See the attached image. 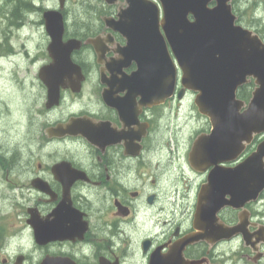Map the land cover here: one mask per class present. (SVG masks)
Wrapping results in <instances>:
<instances>
[{
	"label": "flooded vegetation",
	"instance_id": "af4514ba",
	"mask_svg": "<svg viewBox=\"0 0 264 264\" xmlns=\"http://www.w3.org/2000/svg\"><path fill=\"white\" fill-rule=\"evenodd\" d=\"M19 2L25 17L14 20L13 3L8 11L5 0L1 5L9 25L0 31V60L13 68L6 66L7 76L20 90L28 80L34 88L33 98L23 97L25 106H16L12 117L18 137L27 135L32 147L0 145V264H264V188L234 206L225 203V181L208 180L214 169L246 163L264 131L254 132L234 160L214 165L196 157L192 164L195 140L211 130L209 117L194 102L197 93L180 92L179 80L169 95L154 92L132 76L151 41L166 43L164 31L107 27L103 18L116 19L126 0H101L105 12L99 20L85 30L81 21L70 31L65 3L59 42L78 46L69 60H55L48 31H21L28 23L44 25L34 17L38 2L30 0L31 8ZM235 2L230 1L235 24L264 41L256 26L240 23ZM257 14L251 15L255 22ZM17 58L33 66V77L20 72ZM247 80L237 91L241 111L255 87V78ZM8 103L0 114L7 110L10 119ZM244 170L262 172L264 158ZM8 196L14 202L9 216ZM7 222L18 230L11 255Z\"/></svg>",
	"mask_w": 264,
	"mask_h": 264
},
{
	"label": "water",
	"instance_id": "95a60500",
	"mask_svg": "<svg viewBox=\"0 0 264 264\" xmlns=\"http://www.w3.org/2000/svg\"><path fill=\"white\" fill-rule=\"evenodd\" d=\"M58 9L43 12L45 30L53 38L50 51L55 60H69V52L77 47L59 42L64 31L61 10L66 0H57ZM113 3L115 0H104ZM126 0L127 6L117 12V18L104 17L107 27L114 31H164L166 43L154 41L144 51L142 62L132 75L142 80L154 92H173L181 71L182 88L197 92L195 104L201 114L209 117L211 130L200 135L189 153L192 164L200 157L207 164L234 160L254 132L264 131V41L252 30L236 25L231 0ZM162 17L160 18V8ZM193 20L188 19V14ZM53 49L55 52H53ZM130 52L133 48L128 44ZM139 50L134 49L137 55ZM248 77L255 78V87L247 108L237 98V90ZM264 141L249 156L246 163L225 171L212 170L209 183L220 177L230 199L237 206L254 198L264 188V170L244 174L248 164H261ZM208 186V184L206 185ZM241 200V201H240ZM224 201L219 202L223 204ZM47 260L43 261V264Z\"/></svg>",
	"mask_w": 264,
	"mask_h": 264
},
{
	"label": "rangeland",
	"instance_id": "374dc122",
	"mask_svg": "<svg viewBox=\"0 0 264 264\" xmlns=\"http://www.w3.org/2000/svg\"><path fill=\"white\" fill-rule=\"evenodd\" d=\"M22 1V0H21ZM38 2V4L42 5L43 9L44 7L47 8H53L57 6V2L55 0H35ZM235 5L239 9L241 16L243 17L241 19V24L246 27H251L250 25L256 26L258 28L259 32L264 37V4L260 6H257V2L259 0H235ZM101 0H67L66 6L69 9L67 12L68 15V23H69V30L75 31L78 28V23L82 21V28L87 29L92 24H95L97 20H99L100 15L105 12V10H102ZM3 3V0H0V13H1V5ZM9 5V4H8ZM10 6V5H9ZM259 8V10H256ZM25 10V9H23ZM21 10V16L25 17V12ZM91 10V11H90ZM89 12V13H88ZM257 12L256 15L257 19H259L257 22L251 17V15ZM41 12L36 17L38 20H41ZM92 16H91V15ZM34 20V19H33ZM5 21V24L4 22ZM8 25L6 24V20H3L0 15V31H7ZM76 28V29H75ZM84 29V30H85ZM21 31H28L29 34L31 31H45L44 25L40 23H35L33 25L27 24L26 27H24ZM257 31V32H258ZM31 40V39H30ZM29 51L34 52L33 49V42L30 41L29 43ZM19 66L22 67L21 73L25 74V70L27 71L26 75L28 77H33V66L26 67L25 62L21 58H17ZM7 63L2 62L0 60V110L5 107V104H11V118H8V111L6 110L4 113L0 114V145L3 144L5 148H10L13 150H16L18 146L24 145L26 148L32 147L31 141L29 140L28 136L26 137L22 135V137H18L19 132H15L12 126H16V120L13 119V113L16 108V106H21L20 109H22L23 106H25L23 102V97L26 100H30L33 98V91L34 88L31 89L32 83L25 81V86L23 89L20 90L19 85L16 84L10 80V78L7 76V69L6 68ZM9 67V66H8ZM4 68V71H3ZM10 68V67H9ZM13 68H10L12 72ZM5 73V75H4ZM15 100L17 101L14 106L13 103ZM24 128L21 129L23 131ZM182 151V149H181ZM2 202L4 200H1ZM13 198L12 196L6 197L5 202V208L7 209V216L10 214L13 215L14 211L13 208ZM1 207V204H0ZM14 225V224H13ZM15 231L17 232V226L13 227L9 225V222H7V233H6V239L8 241V254L11 255L16 249L18 244L17 236L14 235ZM24 245H27V242L24 243Z\"/></svg>",
	"mask_w": 264,
	"mask_h": 264
},
{
	"label": "trees",
	"instance_id": "16d2710c",
	"mask_svg": "<svg viewBox=\"0 0 264 264\" xmlns=\"http://www.w3.org/2000/svg\"><path fill=\"white\" fill-rule=\"evenodd\" d=\"M7 2V3H6ZM9 2H11V0H7V1H5V4H3L2 5V8H6V11H8L7 9H8V3ZM12 2H13V9L9 12V14H10V16L11 15H13L14 13H16V14H14V18L13 19H17L18 18V16L21 14V12H18V10H17V4H16V6H14L15 4L14 3H17L18 1L17 0H12ZM20 2H21V4H22V6H23V8H26V7H28L31 3H30V0H20ZM16 8V9H15ZM38 10H39V12H42V10H43V7H42V5H38ZM16 11V12H15ZM24 18V17H23ZM85 28H82V30H84Z\"/></svg>",
	"mask_w": 264,
	"mask_h": 264
},
{
	"label": "bare ground",
	"instance_id": "6f19581e",
	"mask_svg": "<svg viewBox=\"0 0 264 264\" xmlns=\"http://www.w3.org/2000/svg\"><path fill=\"white\" fill-rule=\"evenodd\" d=\"M5 1H7V0H5ZM9 1V0H8ZM18 1V0H17ZM27 1V0H26ZM11 2H12V0H11ZM7 3V2H6ZM10 3V2H9ZM8 3V4H9ZM13 3V2H12ZM15 5L14 6H16V4L17 3H14ZM19 4H20V2H19ZM11 5V4H10ZM21 5V4H20ZM10 7V6H9ZM21 7V6H20ZM19 7V8H20ZM29 7H30V5H29ZM12 8V7H11ZM31 8V7H30ZM34 8V7H33ZM9 9V8H8ZM16 9V8H15ZM22 9V8H21ZM10 10V9H9ZM30 11H31V9H29ZM23 11H26V10H23ZM91 11V10H90ZM16 12V11H15ZM28 12V11H27ZM89 13V12H88ZM11 14V13H10ZM14 14H16V13H14ZM14 14H13V16H14ZM25 14V13H24ZM28 14V13H27ZM30 14V13H29ZM91 15V14H90ZM7 16V15H6ZM92 16V15H91ZM9 17H11L10 15H9ZM27 17V16H26ZM7 18H8V16H7ZM12 18V17H11ZM4 20V19H3ZM6 20V19H5ZM11 20H14V19H11ZM8 21V20H7ZM4 22V24H5V21H3ZM9 22V21H8ZM13 22V21H12ZM12 22L10 21V24H12ZM26 22V21H25ZM6 24H7V22H6ZM9 25V24H8ZM25 25V24H24ZM19 26V25H18ZM14 27H15V25H14ZM10 28H12L13 29V27H10ZM22 28V27H21ZM20 28V29H21ZM15 29V28H14Z\"/></svg>",
	"mask_w": 264,
	"mask_h": 264
}]
</instances>
